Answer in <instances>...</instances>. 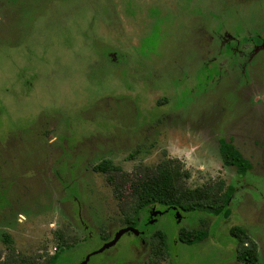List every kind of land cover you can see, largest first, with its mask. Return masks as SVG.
<instances>
[{
	"label": "rangeland",
	"instance_id": "374dc122",
	"mask_svg": "<svg viewBox=\"0 0 264 264\" xmlns=\"http://www.w3.org/2000/svg\"><path fill=\"white\" fill-rule=\"evenodd\" d=\"M130 1L144 6L128 12ZM188 1L0 0V264H242L233 226L264 264V53L236 41L263 30L264 0ZM159 4L170 22L151 58ZM223 18L242 30L221 31ZM220 139L251 163L245 178L223 165ZM104 162L119 176L168 164L216 205L232 186L231 217L158 206L104 248L137 203L96 171ZM184 227L206 240L180 242ZM149 228L168 252L141 241Z\"/></svg>",
	"mask_w": 264,
	"mask_h": 264
},
{
	"label": "trees",
	"instance_id": "16d2710c",
	"mask_svg": "<svg viewBox=\"0 0 264 264\" xmlns=\"http://www.w3.org/2000/svg\"><path fill=\"white\" fill-rule=\"evenodd\" d=\"M198 1L199 0H190V7ZM188 5L189 1L187 0V6ZM142 6H144L142 3L137 4L130 1L126 9L128 12L131 9L137 11V9L139 10ZM159 6L160 4L153 9L151 8L152 14H150V17L152 19L149 21L147 31H150L152 35L145 36L148 40L150 39L146 47L148 52H145V55L151 58H153L152 55L155 56L162 50V48L160 49V47H162V37L158 38V33L161 29L159 26V21H161L160 13H162L163 10ZM119 59L120 62L111 63L109 56L106 55L103 66L111 63L117 67L120 66L121 69L123 68V58ZM219 153L223 164L227 167H233L239 178L243 179L247 176L251 169V163L231 142L221 139ZM162 166L163 167L156 170L147 169L140 173L139 176H134L132 173L119 176L121 175L118 173L119 169L112 166L109 162H104L95 168L96 171L108 172V179L111 183L116 184L117 192H121L124 188L123 185H126L127 187L129 186L130 192L134 195L133 197L136 198V206L132 208L131 214L124 220L123 225L125 227H139L140 215L144 213V211L150 209L152 205L156 204L163 207H175L182 214L197 211L207 212L216 217L221 216L224 219H229L231 217V201L236 191L234 187H228L226 191H224L221 204L216 205V201L212 200L213 197L208 192L207 188L194 191L184 190L181 186V174H179V170H171L168 164ZM115 177L120 178L117 181L122 182L121 185L118 184ZM230 234L234 237L236 242L243 245V248L241 246V248L236 250V260L242 264H258V255L255 248L244 246L243 238L247 235L246 228L242 226H233L230 229ZM153 238L158 240V243H156L157 245L154 244V249L157 246L162 250L161 252H168V241L164 232L159 230L152 233L148 241L151 242ZM206 238L207 232L205 230L190 229V227L180 229L177 235V239L188 246L198 245L205 241ZM6 239L9 241L8 236H6ZM106 240L107 239H105V241ZM57 257V254L52 256L49 264H56Z\"/></svg>",
	"mask_w": 264,
	"mask_h": 264
},
{
	"label": "flooded vegetation",
	"instance_id": "af4514ba",
	"mask_svg": "<svg viewBox=\"0 0 264 264\" xmlns=\"http://www.w3.org/2000/svg\"><path fill=\"white\" fill-rule=\"evenodd\" d=\"M34 1V0H32ZM39 5V4H38ZM33 11L32 13L29 14L30 17L33 18L34 15H40V13L38 11H35V10H32ZM160 17H161V13H160ZM169 22H170V19L168 18H161V21H159V26L161 27L160 29V32L158 33V38L162 37V28H167L169 26ZM238 24V25H237ZM232 28V30L234 32L236 31H240V27H241V30H242V26L239 24V22L236 20V18L233 20V19H226V18H223L222 20V24L220 25V30L221 31H224L228 28ZM253 31V32H252ZM252 34L250 35H244V36H241L240 39H236L237 43L239 44L240 41L242 42L241 44H239L238 46L242 45V47L244 48L245 46H248L250 48V51L252 53V59H256V58H259V55L263 54L264 53V36L263 35H259L258 33L259 32H264V28L262 31L258 30V29H252ZM225 32V31H224ZM162 41V40H161ZM234 43H236L234 41ZM226 44H229L228 41ZM240 58V57H239ZM109 60L111 63H118L120 62V59L118 57H112V56H109ZM240 70V69H239ZM241 71V70H240ZM241 73H243L241 71ZM221 140V139H220ZM220 140H219V144H220ZM225 140V139H223ZM227 141V140H225ZM229 142V141H228ZM232 143V142H231ZM233 144V143H232ZM234 145V144H233ZM235 146V145H234ZM236 147V146H235ZM222 159V158H221ZM224 165V164H223ZM225 166V165H224ZM227 167V166H226ZM250 171V170H249ZM159 205L156 204V205H152L151 206V209H157ZM163 207V206H161ZM165 208H175V207H165ZM178 212H180L178 209H176ZM181 216H182V213L180 212ZM183 217V216H182ZM140 227V225H139ZM139 227L135 228V229H139ZM141 229V228H140ZM140 234H139V238L141 239V241H147L149 239V237L152 235L153 232L150 231V228L146 231V232H143L140 230Z\"/></svg>",
	"mask_w": 264,
	"mask_h": 264
},
{
	"label": "water",
	"instance_id": "95a60500",
	"mask_svg": "<svg viewBox=\"0 0 264 264\" xmlns=\"http://www.w3.org/2000/svg\"><path fill=\"white\" fill-rule=\"evenodd\" d=\"M179 213H180V212H179ZM126 232H132V233H134V234H136V235H137V233H138L137 229L132 228V227H127V228H125V229H122V230L116 235V238H115L111 243H109L108 245H105L104 248L109 247V246L115 244L116 241H117V240H118L123 234H125ZM104 248H103V249H104ZM103 249H101L100 251H102Z\"/></svg>",
	"mask_w": 264,
	"mask_h": 264
}]
</instances>
